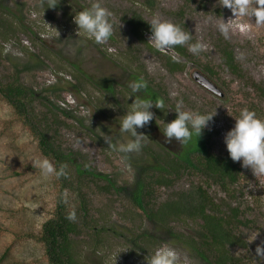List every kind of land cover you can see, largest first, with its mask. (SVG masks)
Segmentation results:
<instances>
[{
	"label": "rangeland",
	"instance_id": "1",
	"mask_svg": "<svg viewBox=\"0 0 264 264\" xmlns=\"http://www.w3.org/2000/svg\"><path fill=\"white\" fill-rule=\"evenodd\" d=\"M40 1L0 0L2 11L10 9L9 12L20 18L26 31L17 24L13 36L0 39L3 52L0 79L11 78L15 68L21 70L22 80L40 94L33 103L37 114H49L52 106L64 111L60 121L66 126L60 128L57 138L62 149L82 156L80 160L92 170L109 175L119 190L104 193L97 187L104 182L78 177L74 169L68 174L72 181L70 187L63 186V181L56 176L42 178L30 160L47 157L30 127L17 119L0 96V264H49L37 235L60 203L78 207L79 190L87 195L90 216L103 218L100 222L106 230L100 237L105 247L98 256H104V264H146L147 257L162 246L175 250L176 264H206L180 243L164 240L154 249L141 250L125 241L127 234H119L122 227L133 231L151 227L129 195L135 175L133 162L145 151L142 147L128 154L117 150L119 145L132 139L130 134L119 131L123 115L131 109L134 99H143L140 92L133 96L128 85L135 81L133 75L137 73L162 98L161 109H150L154 119L137 129L145 135L143 144L152 143L156 149L161 144L172 151L181 148L175 140L165 143L162 134L164 123L176 117L175 109L180 105L182 110L213 115L209 127L202 131L206 132L214 153L228 154L223 137L234 126V118L241 109L254 111L258 118L264 119V101L251 84L264 86V26L257 27L246 18L233 17L230 10L219 6L218 0H65L58 11L40 8ZM94 2L112 13L113 35L103 44H96L82 30L78 31L73 22L77 12ZM135 13L146 22L159 17L189 32L192 39L184 45L187 57L171 48L155 49L148 41L150 33H144L140 41L127 22ZM9 17V20L13 18ZM222 19L225 22L230 19L228 39L216 29ZM196 42L205 47L198 55H193L188 46ZM219 43L229 45L233 51L239 75L224 64L217 47ZM24 49L37 53L41 60L39 64L29 63L33 65L27 72L21 67L27 59ZM165 55L184 64L183 70L170 72L165 65ZM77 64L79 69L74 66ZM197 72L216 84L219 93L196 77ZM59 77L74 84L82 81L83 86L78 92L46 93L44 88ZM105 78L113 80L112 92L100 86ZM105 136L111 137V146L105 143ZM49 160L55 166L54 161ZM242 169V178L234 187L236 197L229 203L239 206L243 221L250 222L238 227L241 237L247 241L246 246H236L231 251L242 260L241 264H264L255 252L256 246L264 241V177H255L249 169ZM205 180L211 183L198 171L191 170L174 188L157 189L156 201H163L173 190L186 189L191 183ZM207 189L217 201L225 198L218 186L211 184ZM172 227L185 235L197 230V224L192 221L175 222ZM82 229L80 240L87 238L86 229ZM80 248L83 255H88L87 248ZM98 256L92 259L97 260Z\"/></svg>",
	"mask_w": 264,
	"mask_h": 264
},
{
	"label": "trees",
	"instance_id": "2",
	"mask_svg": "<svg viewBox=\"0 0 264 264\" xmlns=\"http://www.w3.org/2000/svg\"><path fill=\"white\" fill-rule=\"evenodd\" d=\"M64 1L55 0L57 5L48 8L50 6L48 0H41L40 8L58 11L62 9ZM0 5L2 4L0 3ZM9 11L10 9L6 12L2 11V8L0 10L1 40H7L13 36L17 24L20 27L22 25L20 18ZM10 15L13 16L11 20L7 18ZM127 22L131 25L132 34L140 41H143L144 33H150V25L136 13ZM20 29L25 28L22 25ZM219 44L217 47L224 64L232 73L239 75L233 51L229 45ZM149 48L152 49L150 46ZM171 49L181 56L187 57L188 55L184 45H177ZM24 52L27 59L21 67L27 72L30 71L33 64H39L41 60L40 55L29 51V49H24ZM1 58L3 59L2 49H0ZM165 65L170 72L182 71L184 68V64L175 61L170 55H165ZM74 66L79 69L78 64ZM13 71L15 72L11 78L2 77L0 79V96L10 105L17 119L30 127L44 156L52 159L57 169L60 165L67 166L65 175L59 177L63 181V186L70 187L72 185L68 174L71 169H74L78 177L91 178L93 181L95 180V183H98L97 180L104 182L103 186H97L104 193L119 190L109 175L92 170L84 164V161L80 160L82 156L77 157L62 149L57 138L60 128L66 126L64 121H60L64 111H61L57 106H52V109L49 110L51 116L48 113L37 114L33 103L40 94L22 80L21 70L15 68ZM208 71L213 74L210 69ZM133 77L135 81L146 84V87L140 90L143 99L162 101L158 91L148 85L139 74L134 73ZM251 84L261 100L264 101V86ZM81 86H83L82 81L74 84L59 77L53 84L45 87L44 91L48 94L65 90L78 92ZM100 86L112 92L114 82L105 78L101 81ZM146 94L148 96H145ZM45 98L47 97L45 96ZM158 147L159 149H156L152 143L149 145L142 143V149L145 152L133 162L135 175L133 186L129 191L131 201L141 210L151 227L137 228L135 231L122 227L119 234L121 236L124 233L127 234L125 241L134 244L141 250L154 249L160 246L164 240H171L184 245L206 264H241L242 260L236 257L231 250L236 246H246L247 241L241 237L238 227L246 225L250 220L243 221L241 208L229 203V200L236 197L234 187L242 178L243 169L240 164L232 162L228 154L214 153L209 146L205 131H202V135L198 138L193 135L192 139L177 151H172L161 144ZM191 170L198 171L203 178L211 180V183H207V180L202 183H191L186 189L173 190L170 196L163 201H156L155 192L157 189L174 188L177 182ZM211 184L218 186L225 193V198L217 201L207 189V186L209 187ZM77 195L79 198L78 207L70 208L68 205L60 203L55 214L43 224L37 235V240L44 247L49 264H87L92 256L97 257L103 254L105 245L100 237L101 232L106 230L104 225L101 226L100 220L103 218L90 216L87 195L80 190ZM72 211H75L76 219L69 221L66 217ZM186 221L197 224L194 234L185 235L173 229L172 223ZM82 227L84 230L86 229L87 238L84 237L83 240H80V236L83 234ZM80 247L87 248L88 255H83ZM102 259L104 256H98L97 260L92 259L90 262L104 264Z\"/></svg>",
	"mask_w": 264,
	"mask_h": 264
},
{
	"label": "clouds",
	"instance_id": "3",
	"mask_svg": "<svg viewBox=\"0 0 264 264\" xmlns=\"http://www.w3.org/2000/svg\"><path fill=\"white\" fill-rule=\"evenodd\" d=\"M49 7H55V0H48ZM219 6L230 10L233 17H243L254 23L257 27L264 26V0H218ZM112 13L99 2H94L89 8L77 12L73 22L78 31L82 30L96 44H103L113 35L114 24ZM234 18V19H235ZM230 20V19H229ZM229 20L224 19L216 24L217 31L228 39L230 32ZM254 21V22H253ZM150 25L148 41L157 50H166L174 46H183L191 41L192 36L179 25L159 17H153L147 22ZM205 46L200 43H191L188 51L198 55ZM146 87L144 82L134 81L128 88L133 96ZM132 97V96H130ZM132 107L123 115L119 123V131L128 133L132 139L118 147V151L124 154L138 152L142 147L145 137L138 133L137 129L144 128L154 119L153 107L161 109L163 104L151 99H140L131 103ZM176 118L164 123L163 136L165 143L175 140L178 144L186 145L195 135H202V130L209 127L213 115L182 110L180 105L175 109ZM234 126L223 137L226 151L232 162H239L241 168L249 169L255 177H264V119L256 116L254 111L247 108L241 109L239 116L234 118ZM210 130V129H209ZM104 141L108 146L112 145L111 137L105 136ZM32 165L39 169L42 178L65 175L66 165H60L57 169L47 158L30 160ZM66 219L74 221L75 211L70 212ZM256 255L264 261V241H261L255 249ZM177 253L174 249L162 246L157 248L146 259V264H176Z\"/></svg>",
	"mask_w": 264,
	"mask_h": 264
},
{
	"label": "water",
	"instance_id": "4",
	"mask_svg": "<svg viewBox=\"0 0 264 264\" xmlns=\"http://www.w3.org/2000/svg\"><path fill=\"white\" fill-rule=\"evenodd\" d=\"M196 77H199V79L205 84L207 85L211 90H213L214 92H217L219 93V89L217 88V85L214 84L209 78L203 76L202 74L200 73H196L195 74Z\"/></svg>",
	"mask_w": 264,
	"mask_h": 264
}]
</instances>
